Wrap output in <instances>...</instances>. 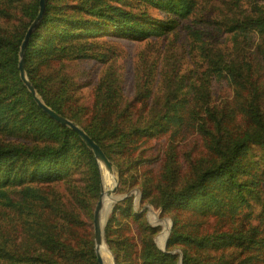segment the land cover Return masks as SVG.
Returning <instances> with one entry per match:
<instances>
[{"label": "trees", "instance_id": "obj_1", "mask_svg": "<svg viewBox=\"0 0 264 264\" xmlns=\"http://www.w3.org/2000/svg\"><path fill=\"white\" fill-rule=\"evenodd\" d=\"M38 12L0 0V264H98L99 167L20 79ZM24 62L112 165L116 264H264V0H46Z\"/></svg>", "mask_w": 264, "mask_h": 264}, {"label": "water", "instance_id": "obj_2", "mask_svg": "<svg viewBox=\"0 0 264 264\" xmlns=\"http://www.w3.org/2000/svg\"><path fill=\"white\" fill-rule=\"evenodd\" d=\"M45 7H46V0H39V12L37 17L34 19V21L29 26L24 40L21 44L20 51L18 54V70L20 74V79L24 86L27 88V90L30 92V94L33 96L35 102L37 105L46 113L50 118L55 120L56 122L60 123L61 125L71 129L74 131L79 138L82 140V142L88 147V149L92 152L95 161L99 167V171L101 172V190L99 195L98 203L95 207L94 213H93V231H94V251L97 257L98 264H105L103 254L107 251L110 254V264H116L114 261V257L111 254L104 238V229L103 224L101 225L100 217L102 208L104 205V199L107 195L110 196L111 203L114 201L113 196L116 193L118 182L116 179V176L114 174L112 165L102 149L84 132V130L79 127L76 123L62 117L52 109L48 108L41 100V98L38 96L37 92L35 91V88L31 84V82L28 79L27 73L25 71V51L27 48L28 40L30 39L32 33L38 28L44 13H45ZM107 176L112 181V186L110 191H106L104 188V178ZM110 203V205H111ZM109 205V206H110ZM170 231V228H169ZM169 236V233H168ZM167 236V239H168ZM166 239V241H167ZM160 248V247H159ZM161 250L165 249V246L163 248H160Z\"/></svg>", "mask_w": 264, "mask_h": 264}, {"label": "rangeland", "instance_id": "obj_3", "mask_svg": "<svg viewBox=\"0 0 264 264\" xmlns=\"http://www.w3.org/2000/svg\"><path fill=\"white\" fill-rule=\"evenodd\" d=\"M138 50H139V46L137 44H120L119 45V52L122 55L124 62L126 64H128L126 67H124L125 69L131 68L132 65H133V62L137 60ZM108 190H111V186L108 187ZM152 215L155 216V217H153ZM147 216H148L149 219H154L156 222H158L162 226V230H161L160 234L156 238V243H157L158 247H161L160 246V238H161L162 233L164 231V227L168 225L169 228H170V223L168 221L164 222L162 220H158L156 218V215L151 210H149V212L147 213ZM165 244H166V241H165ZM104 262H105V264L106 263L108 264L110 262V259H106V260H104Z\"/></svg>", "mask_w": 264, "mask_h": 264}, {"label": "bare ground", "instance_id": "obj_4", "mask_svg": "<svg viewBox=\"0 0 264 264\" xmlns=\"http://www.w3.org/2000/svg\"><path fill=\"white\" fill-rule=\"evenodd\" d=\"M103 184H104L105 190L106 191H110V190H108V187L112 186V181L109 178H107V176H105ZM110 203H111L110 196L107 195L105 197V199H104V205H103L102 212H101V217H100L101 225L105 221V218H106V215L108 213V209H109ZM153 217H155V216H153ZM168 233H169V226L167 225V226L164 227V231H163L162 236L160 238V246H161L160 248L164 247L166 238L168 236ZM110 257L111 256H110V254L107 251L103 254L104 260L110 259Z\"/></svg>", "mask_w": 264, "mask_h": 264}]
</instances>
